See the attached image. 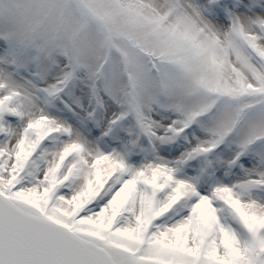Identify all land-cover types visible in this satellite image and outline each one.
Returning <instances> with one entry per match:
<instances>
[{
    "label": "snow or ice",
    "instance_id": "snow-or-ice-1",
    "mask_svg": "<svg viewBox=\"0 0 264 264\" xmlns=\"http://www.w3.org/2000/svg\"><path fill=\"white\" fill-rule=\"evenodd\" d=\"M0 264H264V0H0Z\"/></svg>",
    "mask_w": 264,
    "mask_h": 264
}]
</instances>
